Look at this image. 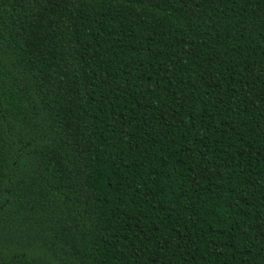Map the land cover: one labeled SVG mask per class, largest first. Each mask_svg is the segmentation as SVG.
I'll use <instances>...</instances> for the list:
<instances>
[{"label": "trees", "instance_id": "obj_1", "mask_svg": "<svg viewBox=\"0 0 264 264\" xmlns=\"http://www.w3.org/2000/svg\"><path fill=\"white\" fill-rule=\"evenodd\" d=\"M0 264H264V0H0Z\"/></svg>", "mask_w": 264, "mask_h": 264}]
</instances>
